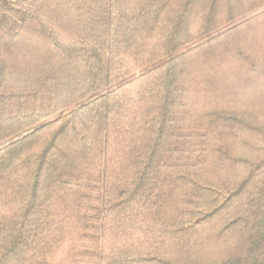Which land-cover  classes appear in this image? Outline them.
<instances>
[{
	"label": "trees",
	"instance_id": "obj_1",
	"mask_svg": "<svg viewBox=\"0 0 264 264\" xmlns=\"http://www.w3.org/2000/svg\"><path fill=\"white\" fill-rule=\"evenodd\" d=\"M0 264H264V0H0Z\"/></svg>",
	"mask_w": 264,
	"mask_h": 264
}]
</instances>
